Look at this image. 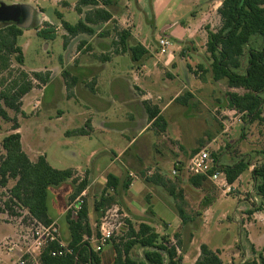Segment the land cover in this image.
I'll list each match as a JSON object with an SVG mask.
<instances>
[{
	"label": "crops",
	"instance_id": "1",
	"mask_svg": "<svg viewBox=\"0 0 264 264\" xmlns=\"http://www.w3.org/2000/svg\"><path fill=\"white\" fill-rule=\"evenodd\" d=\"M80 1L81 0H77L71 4L69 0H43L46 6H42L43 4H40V0H26L24 3H16L12 5H7L4 3V0H0V4H4L7 7L25 5L32 10V23L29 27L21 28L23 33L24 30L29 29H36L38 33L39 30L44 28V24L48 23L51 26L56 27L57 35L58 33L63 32V35L66 38L69 37V34L62 26L63 21L73 26L76 25L65 20L66 12H77L80 15V21H82L85 18V14L93 10V7L87 6L82 8V13H79L76 7ZM97 1L100 3L97 8L104 9L113 15L112 21L91 25L90 27L94 30L93 34H80L74 38L69 37V43L65 48V62L63 61L64 65L59 70H26V72L31 73L48 72L51 74V79L46 85L37 83L39 84L37 85L39 87L34 88L30 93L24 96L22 100L23 114H21L26 117L39 116L41 110L47 106L46 94L49 88L54 84V78L59 74L64 77L63 73L66 71L68 77H64L65 81L64 83H61L62 90L60 92V98L67 104H70L76 111L73 110V112H68L69 110L64 107L56 108L57 110L48 114L47 118L50 122L56 121L57 123L69 120V123L72 126L74 125L73 128H66L63 131L64 136L67 138V140H65L66 144H71L70 138L91 141L94 137H100L104 144H107L106 147H104V152L100 155L99 160L97 159L98 154H96L95 151L89 153L86 160V166H91L93 168L91 171L83 170L82 168H70L75 172V178L82 177L85 173L88 174L87 179L89 181V186L84 192L90 190L91 187L94 189H105L108 175L110 174L119 178L122 183L126 181L131 182L128 190L122 191V198L120 197L119 199V196L115 195L116 201L112 205V208L108 207L109 209L106 208L105 213L104 211L101 212L94 224L92 223L94 212L90 207L89 221L92 229H97L98 235L94 234L92 238L86 237L84 240L89 241L93 247L96 244L93 239L96 240L100 237V227L102 223L106 221V217L110 218L111 212L116 213V215H111V218L121 217L124 221H130L135 228L141 223H146L152 226L158 234L163 236L160 232V225L165 224L166 236H168L167 232L171 231L170 224L165 221V218L175 216L173 212L179 215L178 209L175 210L173 206H170L165 202L162 203L157 197L148 195V193H145L148 195H146L147 197L144 195V192L149 191L150 188L151 191H153L151 185H155L146 181L144 172V169L148 166L145 163L146 158L140 157L141 154L139 149L137 150L138 154H134V161L135 163L138 162L136 170H138L139 173L141 172L140 178L136 176L134 172H129V175L125 176L121 168L122 165H125L120 164L119 160L124 157L134 145L138 144L142 137L153 127L152 123L148 120V114L144 107L145 101H150L153 105L157 106L160 110V115L164 118L166 117V112L176 103L183 107H187L176 101L182 96L183 92L187 91V93L195 96L192 91L196 79L194 72L198 69L199 65H203L207 70V65L211 66V59L206 50L208 31L216 32L220 28L221 19L218 10L224 0H108L110 2L109 5H103L101 2L102 0ZM115 23L121 31H127L130 33V38L127 42L128 49L139 44L148 51L147 56L140 64L135 65L132 62L129 50L127 53H122L121 48L117 51L114 50L115 46L113 43L117 38L115 40L112 30L115 28V26L113 27ZM217 26L219 27L218 29ZM162 36L167 37L171 41L170 52L165 56L160 55L157 47V41ZM151 39L153 42L150 41ZM153 43L157 48H155ZM193 57H201L205 61V64L196 62L193 60ZM152 60H155L153 64H151ZM149 63L151 66L148 65ZM160 65L165 69L164 72H168L172 75V79H175V71L181 67L186 73L187 82L182 83L179 88L171 91L170 95H168V90L170 89L168 85L165 86L164 83H159L162 85V88H160L156 83H146L148 81L152 82L153 79L157 78L156 69H159ZM110 71L111 75L107 78L108 83L104 84V74L106 72L110 73ZM158 77H160L159 74ZM219 82L214 81L212 76H210V79L207 81V83L212 84H218ZM104 91H106L105 93L107 96H105L106 94ZM52 96L54 101L51 105H55L59 98L55 96L54 93H52ZM37 104H42L41 110L39 113L32 114L35 108L34 106ZM116 105L122 107L123 114L121 117L118 114V111L111 113V110ZM82 110L84 111L82 112ZM9 112L10 111H8V113ZM166 123L168 130V122L166 121ZM77 130H84L85 134H70ZM167 130L166 132H161L163 138H166ZM17 132L19 133L20 129ZM110 136L118 137L119 142H122V146L118 147V151H120L119 154H116V152L110 148V145H108L110 142ZM79 142L83 143V141ZM21 144L23 151L30 158L31 151L30 149H25L23 147L22 135ZM124 145L126 146L123 147ZM181 148L183 152L179 150H169L172 156L171 166L173 164L175 168H179L182 162L181 160H183L182 154H185L187 151L183 146ZM156 153L155 158H158L157 160L155 159L154 164V168L158 170L156 174L166 180H172L174 184L182 182L179 178L183 173L180 168L178 175L175 177L176 181H174L173 177L170 179L164 175L162 164L160 162V156H162L164 151L157 150ZM41 156H44L50 164L46 154H38L35 162ZM103 156H111V161L108 163L105 170L100 172H98L99 170L95 171ZM63 157L77 158L78 155L74 150L66 148L63 150ZM30 160L32 159L30 158ZM129 161H131V159H129ZM252 170L253 168H250V170L247 171H250L252 174ZM128 177H130V179H128ZM240 178L241 176L237 181H239ZM68 182L72 181L69 180ZM68 182L60 185L69 186V191L66 194V198L62 200V205L58 213H51L48 201L49 197L47 199L48 216L53 223L58 226L61 240L65 245H68L71 241V234L65 239L62 234L60 223L63 219L66 220L67 208L70 203L69 198L75 191V186ZM224 182L225 181L222 180L220 185L214 184L222 187ZM235 183L233 185L228 184V187L235 188ZM155 186L160 187L158 185ZM110 195H114V192L110 193ZM170 195L171 198L175 196L177 197L175 191L174 194ZM144 196L147 201L143 200ZM203 196L205 200L208 199V196ZM218 198L211 200L212 202L209 204V208H206L205 212H203L201 220L197 219L195 221L187 215V209H185V201H187V198L185 199V196L180 201V205L177 206L176 204L177 208L181 207L183 209L188 218V222L194 224L192 229L195 230L194 234L196 233L197 239H200L202 231L210 225L213 216L212 205ZM177 199L179 198L177 197ZM242 200L244 199H241V201ZM156 205H158V209H156ZM238 209L239 212L242 213V211L245 210V207L240 205ZM252 215L253 221L251 222H242L241 220L243 229H240V240L242 241V231L246 232L247 243L242 242V244L245 246L249 245L250 252L252 253L251 258L258 259L259 255L264 257V249H261L260 246H257L256 243L251 241L250 236H248L249 231L246 229V223L248 228L252 226L253 222H260L263 224L264 215L262 214V211L255 212ZM242 217L243 215L241 218ZM117 223L109 220V225L113 231L114 228H116L115 226ZM182 224L185 225L186 223H184L179 217L176 230L182 227ZM109 243L110 242L102 248V250L107 252L108 255L111 252H114L113 246ZM202 244L208 245L214 252L219 251L220 258L223 262V256L226 253L231 254L235 258L240 256V253L233 250V248H212L206 242H202ZM200 246L201 244L198 246L190 244L187 249H181L182 247L179 249L178 253L180 252L179 254L183 256V264L188 260L191 261V264H195L200 256ZM246 252L248 253L247 247ZM1 263L2 261H0V264Z\"/></svg>",
	"mask_w": 264,
	"mask_h": 264
},
{
	"label": "rangeland",
	"instance_id": "2",
	"mask_svg": "<svg viewBox=\"0 0 264 264\" xmlns=\"http://www.w3.org/2000/svg\"><path fill=\"white\" fill-rule=\"evenodd\" d=\"M76 1L77 0H69L71 4ZM24 2H26V0H4V3L7 5ZM40 4L46 6L43 0H40ZM65 20L71 24H77L80 21V15L75 11L66 12ZM8 25L10 24L0 23V29L7 27ZM114 26L115 28L111 30L114 33L115 40L117 38L114 42L118 43V33H120L121 30L116 23L113 27ZM44 28H46V24H44ZM218 28L219 27L217 26V29ZM150 41L153 42L152 39ZM64 44L65 37L63 32L58 33L53 40H46L38 36L36 29L24 30L23 35L18 38V45L23 49L25 58L23 68L25 70L22 68V65H19L15 61V57H13L9 69L4 71L0 77V83H3V79L6 81L5 83L8 84L17 80H22L21 73L22 71L26 72V70H59L63 67V61L65 62L66 58ZM155 48L157 47L155 46ZM119 49L120 47H114L115 51ZM193 60L205 64V61L201 57H193ZM154 61L155 60H152L151 64H153ZM148 65L151 66L150 63ZM207 67L209 71L211 68L210 65H207ZM249 68V60L244 59L240 73L245 74V71ZM156 70L157 78L153 79L152 82L148 81L146 83H156L160 88H162V85L159 83H164L165 86L168 85L170 87L168 95L171 94V91L179 88L182 83L187 82L186 73L181 67L175 71V79H172L170 73L164 72L165 69L161 67V65L159 69L157 68ZM26 73L29 77H33V73ZM47 74L50 73H42L43 76ZM158 74L160 77H158ZM194 74L196 79L192 91L195 96L190 98L189 105L183 107L176 103L166 112V117H164L168 122L166 138L161 136L159 128L152 127L151 130L142 137L140 142L143 144L139 142L134 145L124 157L120 158L119 162L126 166L122 165L121 167L125 176H128L129 172H134L136 176L140 178L141 172L139 173V171L136 170L138 162L135 163L134 161V154H138L137 150L139 149L141 154L140 157H145V163L148 165L147 168L144 169L145 176L151 177L158 171L154 168L155 159H158L155 158L157 154L156 151L162 150L164 153L160 156V162L162 164L163 173L167 178L171 179L173 177L174 181H176V176L172 174L175 166H173V164L171 166L172 156L169 150H179L183 152L181 148L183 146L187 151L185 154L181 153L183 155V160H181L182 162L179 168L183 173L179 178L182 182L174 184L172 180H167L169 187L174 188L175 194H177L179 199H177L176 196L171 198L169 189L156 187L155 185H151L153 191H151L150 188L149 191L144 192V195L146 196L147 194L145 193H148V195L157 197L159 201L173 206L175 210L178 209L177 206L181 204L180 201L185 196V199L187 198V201H185L187 215H189L194 221L197 219L201 220L202 214L205 212L206 208H209V204L212 202L211 200L219 198L212 205L213 216L210 225L204 229L200 235L202 240L201 237L200 239L196 238V233L194 234L195 230L192 229L194 224H190L188 221L185 225L182 224V227L176 230L179 215L175 212H173L175 216L165 218V221L170 224L171 231L167 232L168 236H166L165 231L166 225H160V232L163 235L162 237L170 240L172 244H176L179 241L181 243V249H187L190 244L193 246L202 245V242H206L212 248H233V250L240 253V256L235 258L231 254L226 253L223 256L224 264L250 263L253 261V258H251L252 253L250 252V247L249 245L245 246L242 244V242L247 243L246 232L242 231L241 241L240 229H243L241 220L242 222L253 221V215L250 214L260 203V199L256 196L254 191L255 182H253L251 172L245 171L241 175L240 180L235 183V188L216 186L209 180H206L200 188H196L190 183L189 179L191 176L187 174L185 167L187 166L190 157L204 149L207 150L210 155H222L219 161L220 165H233L239 156L255 153L253 155V163L256 165L258 164L260 167L262 165L261 162L263 155L259 153L264 149V122H255L245 126V122L243 123L241 120L243 113L239 112L232 104L229 94L232 92L242 94L244 93L243 90L230 89L227 86L226 81L219 82L218 84L207 83L210 76H212L211 72L204 74L196 69ZM109 75H111V71L110 73L106 72L104 74V84L108 83L107 78ZM64 81L65 79L61 74L54 78V84L49 88L46 94V108L41 110L42 104H37V107L34 106L35 108L32 114L39 113L41 110L39 116L26 117L10 111V119H17L19 122V133L22 135L23 147L25 149H30V158L32 159V162H35L38 154H46L48 161L55 169L67 170L74 167L91 171L93 168L91 166H86V160L89 153L95 151L96 154H98L97 159L99 160L100 155L103 154L104 147H106L107 144H104L100 137H94L91 141L70 138L71 144H66L65 140H67V138L64 136L63 131L66 128H73L74 125L72 126L69 123V120L57 123L56 121L50 122L47 118L48 114L57 110L56 108L64 107L69 110L68 112H73V110H75L70 104H67L60 98V92L62 90L61 83H64ZM37 83L40 82L38 80L33 81V89L39 87L37 86L39 85ZM105 92L106 91H104V93ZM52 93L59 98L55 105H51L54 101ZM186 94L187 91L183 92L182 96ZM105 96H107V94ZM83 111L84 110H82V112ZM114 111H118L120 117L123 114L120 105H116L111 110V113ZM13 120L9 122H0V143L6 136L12 133L14 124ZM243 134H245L244 138H242ZM79 141H83V143ZM108 145H110V148H112L116 154H119L120 151H118V147L122 146V142H119L118 137L110 136V142ZM125 146L126 145L123 147ZM66 148L74 150L78 157H63V150ZM109 157L103 156L95 171L99 170L98 172H100L105 170L107 168L106 166L111 161V156ZM129 159H131V161H129ZM87 178L88 174L85 173L84 176L76 179H78V183H81ZM128 179H130V177H128ZM15 183L16 181L10 180L6 187H3L0 184L1 264H19V260L23 257L24 253H26V245H28V241L25 238L31 234V229L36 223L29 211L23 208L14 198L11 197L10 189L14 187ZM68 183L74 185L76 189V185L73 181ZM87 184H89L88 179ZM68 191L69 186L67 185L52 186L49 188L48 201L51 213H58L60 211L62 200L66 198ZM103 191L104 189H94L91 187L90 190L86 192V197L84 198L88 209L91 207L94 212V218L92 219L93 224L101 213V211H96L95 205L99 201ZM122 191L123 190H120L117 194L119 199L120 197L122 198ZM203 195L208 196V199L205 200ZM145 196L143 197V200H146ZM255 198L258 200L256 201ZM241 199L244 200L241 201ZM240 205L245 207V210H243L242 213H240L238 209ZM157 206L158 205L155 206L156 209H158ZM109 208H112V206H109ZM262 214L264 215V210L262 211ZM111 215H116L115 212H111L110 220L116 223L119 222L115 226L116 228H114L111 239H114L117 243L125 242L128 234V225L126 221L121 217L111 218ZM242 215L243 217L241 218ZM60 225L62 227L64 238H68L70 232L66 220L63 219ZM246 229L249 231L248 236H250L251 241L256 243L257 246H260L261 249H264V223L253 222L252 226L249 228L246 223ZM109 244L112 245V243ZM246 247L248 253L246 252ZM93 248L95 249V246ZM131 254L137 261H141L143 258V250L139 247L134 248ZM100 256L103 264H113L114 252H111L108 255L107 252L102 250ZM258 260L260 261L259 257ZM184 264H191V261L188 260Z\"/></svg>",
	"mask_w": 264,
	"mask_h": 264
},
{
	"label": "trees",
	"instance_id": "3",
	"mask_svg": "<svg viewBox=\"0 0 264 264\" xmlns=\"http://www.w3.org/2000/svg\"><path fill=\"white\" fill-rule=\"evenodd\" d=\"M101 2L103 5L110 4L108 0ZM99 5L97 0H81L78 3L76 9L79 13H82V8L87 6L93 7V10L87 12L84 20L74 26L63 21L62 26L70 38L80 34H93L94 30L90 27L91 25L112 21L113 15L104 9L97 8ZM218 14L221 26L216 32L208 31L206 44V50L211 59V68L208 71L203 65H199L197 70L204 74L211 72L214 81H226L230 89L244 91L242 94L232 92L229 97L235 108L243 113L241 120L245 122V126L255 122H264V0H224ZM37 34L46 40H53L56 38L57 30L56 27L47 23L46 28L39 30ZM22 35L23 30L14 24L0 29V77L4 71L9 69L13 57L19 65L24 64L23 50L18 45V38ZM69 37L65 38V48L69 43ZM118 38L119 42H114L113 45L120 47L122 53H127L129 50L131 60L135 65L140 64L147 56L148 51L142 45L138 44L128 49L129 32L121 31L118 33ZM244 59L249 60L250 68L245 71V74H241ZM63 75L65 78L68 77L66 71ZM21 78L22 80L9 84L3 79V83H0V122L13 120L10 119L8 111L23 114L22 100L32 91L33 81L38 80L46 85L51 79V74L43 76L42 73H33L31 78L22 71ZM191 97L193 95L187 93L176 101L187 106ZM144 107L152 126L159 128L161 132H166L167 123L160 115L159 108L150 101H145ZM13 122V133L6 136L0 143V184L6 187L10 180L16 181L14 187L10 189L11 197L27 209L38 222L50 225L53 221L48 216L49 188L60 186L69 180L73 181L76 189L69 198L72 202L87 189V179L78 183L73 170L55 169L50 166L44 156L32 162L22 148L21 135L17 132L20 125L17 119ZM70 134L84 135L85 131L77 130ZM244 137L245 134L242 135V138ZM254 154L239 156L233 165H220L222 155H212L216 163L212 172L217 170L222 172L229 185H233L245 171L253 168L254 191L260 203L250 215L264 210V149L259 153L263 155L260 167L253 163ZM206 180L208 179L202 176L189 179L196 188L201 187ZM146 181L167 188L171 194H174V188L169 187L168 181L158 174L146 177ZM130 184V181L122 183L116 176L108 175L106 188L95 205L96 211L103 212L107 206H112L116 201L115 195L120 190H128ZM109 189H113L114 195L107 194ZM178 214L184 223L188 221L181 207H178ZM66 222L71 234L68 247L73 250V253L53 256L52 253L62 247L58 243H52L42 252L41 264H103L101 252H96L91 243L84 240L86 237L92 238L94 234H97V229L93 230L90 224L87 205H84L77 217L71 216L70 213L66 214ZM126 223L128 225L126 241L121 243H117L114 239L109 241L114 249L113 264H183V256L178 253L181 248L179 241L172 244L149 224L141 223L135 228L130 221ZM136 247L143 250L141 261L132 257L131 252ZM259 259L260 261L255 258L252 262L245 264H264L262 255H259ZM195 264L224 263L219 251L214 252L208 245L202 244L200 256Z\"/></svg>",
	"mask_w": 264,
	"mask_h": 264
},
{
	"label": "built area",
	"instance_id": "4",
	"mask_svg": "<svg viewBox=\"0 0 264 264\" xmlns=\"http://www.w3.org/2000/svg\"><path fill=\"white\" fill-rule=\"evenodd\" d=\"M157 47L160 55L165 56L169 54L171 47L170 39L165 36L160 37L157 41ZM215 167L216 163L214 158L207 150L204 149L189 159V162L185 167V171L191 177H206L209 181L215 183L216 185H220L222 180H224L225 182L222 187H227L228 183L225 175L218 170L212 172ZM178 173L179 168H175L172 172L175 176L178 175ZM112 192L113 189H109L107 194L110 195ZM85 197L86 192H83L74 201L70 202L67 208V214L70 213L71 216L77 217L85 205ZM105 219L106 221L102 223L99 230L100 237L96 240L93 239L96 243L94 249L96 252H101L102 248L110 241L113 235V229H111L109 225L110 218L106 217ZM34 221L36 223L31 229V234L25 238L28 241V245H26V253H24L23 257L19 260V264H41L40 257L42 252L52 243H58L62 247L60 250L53 252V256H63L73 253V250L62 242L60 230L55 223L44 225L36 219H34Z\"/></svg>",
	"mask_w": 264,
	"mask_h": 264
},
{
	"label": "water",
	"instance_id": "5",
	"mask_svg": "<svg viewBox=\"0 0 264 264\" xmlns=\"http://www.w3.org/2000/svg\"><path fill=\"white\" fill-rule=\"evenodd\" d=\"M32 16V10L25 5L7 7L0 4V23L14 24L19 28H26L31 25Z\"/></svg>",
	"mask_w": 264,
	"mask_h": 264
}]
</instances>
